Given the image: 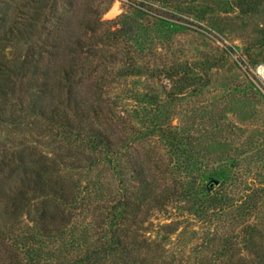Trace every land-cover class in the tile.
Listing matches in <instances>:
<instances>
[{"label": "rangeland", "instance_id": "374dc122", "mask_svg": "<svg viewBox=\"0 0 264 264\" xmlns=\"http://www.w3.org/2000/svg\"><path fill=\"white\" fill-rule=\"evenodd\" d=\"M230 1L231 6L226 0H0V64L14 69L7 94L0 98L4 104L0 119V264H27L13 240L33 226L30 219L34 217L33 212L10 216V201L2 187L14 163L4 161H14L21 154H27V159L41 154L54 158L58 170L77 185L78 201L95 184L92 208L96 214L104 213L125 194V186L136 190L133 168L155 180L158 189L163 183L171 184L169 146L158 132L141 136L152 121L184 127L204 156L196 163L201 171L229 168L224 189L233 201L254 189L261 191L257 200L264 201V0H256L248 12L241 10L239 0ZM205 3L213 10L204 11ZM91 22L98 24V32L125 23L134 29L123 43L98 44L92 63L87 62L91 69H80L78 60L75 72V88L83 95L88 90L86 79L91 77L88 73L105 72L113 78L102 88V111L98 119L91 117V123L103 127L116 141V148L121 145L122 167L118 169L102 164L88 168L83 146L71 135L63 139L35 109L43 76L67 60L65 39L85 32ZM53 44L59 46L56 51ZM206 56L216 59L208 61ZM130 57L138 72L124 74L123 61ZM175 63L195 67L206 83L198 91L184 90L169 98L174 81L162 74L151 76V72ZM94 68L98 71L93 72ZM48 101L47 97L43 103ZM60 112L61 121L66 114L73 120L69 110L61 107ZM76 164L80 167H71ZM143 210L137 215L145 217L140 232L149 244L147 251L141 248L148 256L147 264L153 259L155 264H223V238L235 235L241 227L234 206L211 220L196 216L193 205L182 198L170 199L163 207L152 206L147 213ZM76 213L71 224L75 223L78 232L84 212L78 209ZM245 220L259 229L250 257L264 243V204ZM58 238L43 242L42 263L67 264L81 252L76 243L71 247V238L63 240L67 244ZM13 253L18 257L14 254L12 258Z\"/></svg>", "mask_w": 264, "mask_h": 264}, {"label": "trees", "instance_id": "16d2710c", "mask_svg": "<svg viewBox=\"0 0 264 264\" xmlns=\"http://www.w3.org/2000/svg\"><path fill=\"white\" fill-rule=\"evenodd\" d=\"M226 4L232 5L230 0H226ZM237 4L241 10L248 12L254 9L257 1L239 0ZM202 6L204 11L213 10L212 5L208 3ZM202 13L199 12L197 17L201 18L199 16ZM124 14L121 15L122 18ZM91 24L92 22L87 25L85 32L69 34L65 39L64 51L67 60L52 74L45 73L43 76L42 89L38 93L39 102L35 104V109L40 116L47 118L52 128H56L58 135L63 139L71 135L74 137V142L83 146L87 152L84 161L88 163V168L94 164H102L107 167L109 165V169H118L122 167L121 155L118 153L121 145L116 148V141L111 135L103 127L91 123V117L98 119L102 111V88L111 83L113 78L105 72L93 76L88 73L91 77L86 79L89 80L88 90L86 95H83L82 91L75 88V72L78 60L82 65L80 69L85 72L91 69L89 63H92V58L96 55L98 44L123 43V38L129 37V32H133L134 29L125 23L98 32V24ZM51 47L55 48V51L59 48L56 44ZM55 51L53 54L56 53ZM128 53L126 50V54ZM215 59L206 56L208 61ZM123 62L124 74L138 72L132 57ZM12 66L0 64L1 99L7 94L6 87L14 70ZM34 66L37 67V64ZM209 66H212V63ZM96 71L98 69L94 68L93 72ZM180 73L182 76L177 78ZM155 74H162L165 78L174 81L175 90L169 98L177 96L184 90H187L186 93L198 91L206 83L204 74L187 64L182 66L181 63H175L164 70L151 72V76ZM47 97L49 101L44 104L43 101ZM61 97H65L64 100L60 101ZM1 99L0 119L4 106ZM61 107L72 113L73 120L66 117V114L64 121H61L63 118V115H60ZM156 110H158L157 106ZM62 114H65V111ZM145 128L147 131L141 136L158 132L160 139L170 148L172 157L167 164V172L171 176V184L163 183V187L158 189L155 180H148L141 175L140 169L133 168L131 179L136 180V190L131 191L125 186V194L100 214H96L90 201L97 191L95 184L87 187L86 194L78 201L77 185L69 179L65 171L58 170L59 163L54 158L50 159L41 154L29 155L27 159V154H21L14 161H4L3 164L6 165L14 163L9 179L2 187L3 193L10 201L8 208L10 216L34 213V217L30 219L33 226L19 232L13 240L16 251L24 255L27 264H44L41 261L44 253L42 245L47 238L52 237H59L62 244L68 243L63 241L66 237L71 238V247L76 243L81 248L79 255L67 264H147L148 256L141 251V248L144 247L147 251L149 244L140 232L145 217H138L137 212L144 207L143 212L147 213L152 206L163 207L170 199L176 198L191 203L194 214L204 220L224 215L225 211L234 206L236 215L241 220V227L237 229L235 235L225 234L223 238L221 257L222 260L224 259L223 264H264V243L259 245V249L254 251V254L252 251V255L248 256L259 229L257 224L245 220L264 204V201L260 203V200H257L261 197L259 194L261 191L254 189L242 197V200L240 196L233 201L224 189L230 177L229 168L211 167L207 171H201L196 163L204 156L196 150V140L192 139L191 135L185 134L184 127L152 121ZM71 167L77 169L80 165H71ZM131 195L134 196L133 200L129 199ZM78 209L83 210L84 217H81L82 219L79 217L82 228L81 231L76 232L75 223L71 224V222L75 215H79L76 213ZM238 244H241L242 248L236 249ZM14 254L16 257L19 255L13 253L12 258ZM153 260L155 264L156 260ZM153 260L149 264H153Z\"/></svg>", "mask_w": 264, "mask_h": 264}]
</instances>
